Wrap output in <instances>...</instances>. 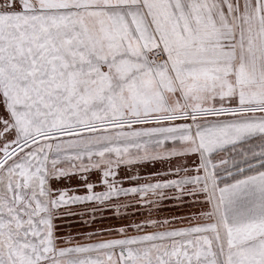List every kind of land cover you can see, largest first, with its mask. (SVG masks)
<instances>
[{"label": "snow or ice", "instance_id": "snow-or-ice-1", "mask_svg": "<svg viewBox=\"0 0 264 264\" xmlns=\"http://www.w3.org/2000/svg\"><path fill=\"white\" fill-rule=\"evenodd\" d=\"M0 264H264V0H0Z\"/></svg>", "mask_w": 264, "mask_h": 264}, {"label": "rangeland", "instance_id": "rangeland-1", "mask_svg": "<svg viewBox=\"0 0 264 264\" xmlns=\"http://www.w3.org/2000/svg\"><path fill=\"white\" fill-rule=\"evenodd\" d=\"M162 215H168V213L167 212H164V213H162ZM73 231H75V229H73Z\"/></svg>", "mask_w": 264, "mask_h": 264}]
</instances>
